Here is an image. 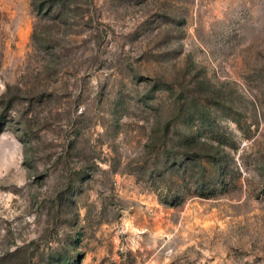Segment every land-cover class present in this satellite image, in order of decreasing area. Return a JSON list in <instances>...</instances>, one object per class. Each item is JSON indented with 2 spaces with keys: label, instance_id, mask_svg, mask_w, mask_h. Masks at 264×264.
Segmentation results:
<instances>
[{
  "label": "rangeland",
  "instance_id": "1",
  "mask_svg": "<svg viewBox=\"0 0 264 264\" xmlns=\"http://www.w3.org/2000/svg\"><path fill=\"white\" fill-rule=\"evenodd\" d=\"M0 264H264V0H0Z\"/></svg>",
  "mask_w": 264,
  "mask_h": 264
},
{
  "label": "trees",
  "instance_id": "2",
  "mask_svg": "<svg viewBox=\"0 0 264 264\" xmlns=\"http://www.w3.org/2000/svg\"><path fill=\"white\" fill-rule=\"evenodd\" d=\"M210 191V190H209ZM214 191V190H213ZM213 191L212 192H208V191H206V190H202V192H201V194L200 195H202V196H208V195H213L212 193H213Z\"/></svg>",
  "mask_w": 264,
  "mask_h": 264
}]
</instances>
